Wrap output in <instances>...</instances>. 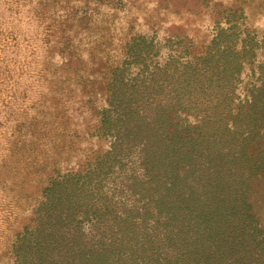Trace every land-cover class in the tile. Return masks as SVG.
Masks as SVG:
<instances>
[{"label":"rangeland","instance_id":"1","mask_svg":"<svg viewBox=\"0 0 264 264\" xmlns=\"http://www.w3.org/2000/svg\"><path fill=\"white\" fill-rule=\"evenodd\" d=\"M252 2L0 0V264H15L56 189L93 188L123 100L134 108L160 88L168 103L186 69L205 74V88L178 113L183 124L205 126L230 104L227 128L261 158L264 4ZM254 102L256 123L240 121ZM251 203L264 227V161Z\"/></svg>","mask_w":264,"mask_h":264},{"label":"trees","instance_id":"2","mask_svg":"<svg viewBox=\"0 0 264 264\" xmlns=\"http://www.w3.org/2000/svg\"><path fill=\"white\" fill-rule=\"evenodd\" d=\"M174 79L168 103L160 88L134 108L123 100L121 131L98 159L93 188L56 189L41 226L16 245L15 264H264L251 203L264 153L253 160L227 128L230 104L214 106L205 126L184 125L178 113L198 103L205 74L186 69ZM256 103L240 121L256 123Z\"/></svg>","mask_w":264,"mask_h":264},{"label":"bare ground","instance_id":"3","mask_svg":"<svg viewBox=\"0 0 264 264\" xmlns=\"http://www.w3.org/2000/svg\"><path fill=\"white\" fill-rule=\"evenodd\" d=\"M264 4V0H253L251 6H250V11L251 9L256 6V5H263Z\"/></svg>","mask_w":264,"mask_h":264}]
</instances>
